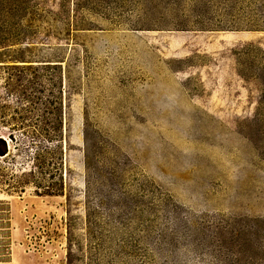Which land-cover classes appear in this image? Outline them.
<instances>
[{
	"label": "rangeland",
	"instance_id": "obj_1",
	"mask_svg": "<svg viewBox=\"0 0 264 264\" xmlns=\"http://www.w3.org/2000/svg\"><path fill=\"white\" fill-rule=\"evenodd\" d=\"M0 19V61L60 65L67 195L8 193L48 144L0 70V136L30 132L0 158V264H264V59L236 56L264 51V0H0Z\"/></svg>",
	"mask_w": 264,
	"mask_h": 264
},
{
	"label": "trees",
	"instance_id": "obj_2",
	"mask_svg": "<svg viewBox=\"0 0 264 264\" xmlns=\"http://www.w3.org/2000/svg\"><path fill=\"white\" fill-rule=\"evenodd\" d=\"M3 3V0H2ZM15 8H18L16 4H12ZM6 9H11V5H8ZM5 22V19H0ZM4 39L0 38V43ZM238 64L242 58V69L245 63L248 62L251 69L256 68L259 60L264 59V51L261 48L248 46L242 49V52L236 54ZM18 63L22 65L19 66ZM28 62L25 61H13V65L10 66L4 61H0V70H3L7 74V90L17 99L18 105L16 106L15 113L19 114V111L25 113L39 112L37 120L42 127L35 128L31 133L41 136L48 146L41 150V152H35L32 157V166L27 174L23 173L20 177L11 175V182L6 181L8 193H22L26 184L33 185L35 187V193L37 196L48 197H66L63 175L60 173V165L51 163L52 157L56 150H58V144L62 142L63 138V119H62V84L59 74L56 72L60 69V65L57 62H43L37 66L25 65ZM55 63V64H54ZM57 63V64H56ZM243 71V70H242ZM242 77L246 76L242 72ZM14 85H10L9 82H13ZM20 124L13 125L8 128V138L0 136V158H7L10 155L9 142L15 140L14 133L27 132L30 133L24 126V117H20ZM57 143V144H56ZM51 157V158H50ZM56 167V168H54ZM55 169L54 174L51 170ZM38 170V171H37ZM57 173V178H53ZM26 177H30V182L24 181ZM0 205L5 207V218L7 229H10V211L5 205V202L0 200Z\"/></svg>",
	"mask_w": 264,
	"mask_h": 264
}]
</instances>
